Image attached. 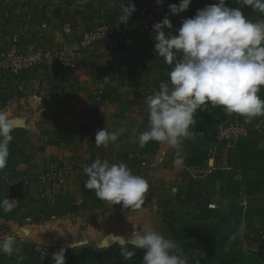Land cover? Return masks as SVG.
<instances>
[{
  "label": "crops",
  "instance_id": "obj_1",
  "mask_svg": "<svg viewBox=\"0 0 264 264\" xmlns=\"http://www.w3.org/2000/svg\"><path fill=\"white\" fill-rule=\"evenodd\" d=\"M129 0H3L0 4V52L19 36V47L56 48L72 37L106 22L114 23ZM140 15L179 0H132ZM218 0H191L189 8L171 15L176 34L182 18ZM229 7H238L226 0ZM253 21L262 14L242 9ZM179 53L177 56L179 57ZM124 69L119 72V68ZM172 65L156 55L154 44L138 33H118L115 48L92 44L79 68L47 64L19 74L0 69V110L15 124L8 163L0 171V196H16L10 212L0 209V240L11 235L21 248L11 256L0 252V264H53L52 253L67 249L66 264H143V250L127 240L133 231L151 227L178 243L190 264H264V141L252 131L231 147L215 145L220 124L245 118L222 107L202 106L195 114L194 138L173 148L149 141L140 147L132 129L148 127L145 99L170 85ZM171 86V85H170ZM95 93L102 96L97 102ZM264 98V89L260 93ZM264 117H256L251 122ZM126 131L107 147H97L98 129ZM183 160L177 165V157ZM124 162L150 184L144 205L123 208L96 197L84 187L85 165L95 159ZM50 160H65L80 170L64 184L10 180L43 171ZM141 161L146 165L142 166ZM215 204L214 208L208 204ZM135 251L130 259L121 248ZM51 249V256L43 252Z\"/></svg>",
  "mask_w": 264,
  "mask_h": 264
},
{
  "label": "clouds",
  "instance_id": "obj_2",
  "mask_svg": "<svg viewBox=\"0 0 264 264\" xmlns=\"http://www.w3.org/2000/svg\"><path fill=\"white\" fill-rule=\"evenodd\" d=\"M238 7H229L226 0L197 9L194 16L182 18L176 34L168 31L173 25L169 14L176 15L189 8L191 0H179L170 4L169 14L153 24L156 55L172 65L169 72L170 85L161 82L159 90L145 99L148 127L142 132L132 129L135 141L144 147L149 141L166 143L177 147L195 133V114L202 106L222 107L228 114H236L250 123L253 118L264 117V0H233ZM163 4V0H156ZM250 7L262 14L253 21L242 9ZM136 6L129 0L120 9L119 22L127 23ZM179 53V57L177 56ZM15 124L6 111L0 110V171L4 170L9 157V144L13 140ZM126 131L121 127L109 131L98 129L95 135L97 147H107ZM257 147L264 149V141ZM177 165L183 160L178 156ZM87 175L84 187L94 190L97 198L123 208H141L150 184L135 175L124 162L112 163L97 158L85 165ZM15 199L0 200V209L12 211ZM133 249L143 250V264H190L178 243L158 230L145 227L142 232L133 231L127 240ZM14 236L0 240V252L11 256L19 253ZM67 249L61 247L52 253L53 264H66ZM135 255L125 245L121 256L130 259Z\"/></svg>",
  "mask_w": 264,
  "mask_h": 264
},
{
  "label": "built area",
  "instance_id": "obj_3",
  "mask_svg": "<svg viewBox=\"0 0 264 264\" xmlns=\"http://www.w3.org/2000/svg\"><path fill=\"white\" fill-rule=\"evenodd\" d=\"M3 0H0V4ZM162 8L149 10L140 15H131L127 23L119 22L120 12L116 15L114 23L103 22L93 29L86 30L79 37H72V27L70 23L63 26L67 40L56 48L48 46H37L23 48L19 47V36L11 35V43L0 52V69L7 70L11 74H19L29 69L40 67L47 64H56L67 68H79L85 51L96 42H103L109 49L115 48V35L118 33H138L145 36L149 45L155 43L153 36V24L162 20ZM122 67L119 72H123ZM97 102L102 100L99 93L94 96ZM264 120L257 119L254 122L246 123L243 120H234L227 124H220L213 136L215 145H224L226 147L235 146L240 140L249 135L252 131H262ZM142 166L146 165L145 161L140 162ZM80 170L69 166L65 160H50L46 168L35 175H24L9 181L15 185L17 181L28 182L31 178H36L40 182L64 184L68 180L77 178ZM5 197L15 199L12 192L0 196V200ZM14 201V202H15ZM208 207L214 208L215 204H208ZM52 250L48 249L43 252V257L51 256Z\"/></svg>",
  "mask_w": 264,
  "mask_h": 264
}]
</instances>
